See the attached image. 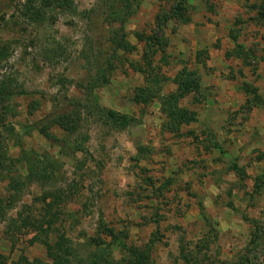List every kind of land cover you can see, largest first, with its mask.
Returning <instances> with one entry per match:
<instances>
[{
  "label": "rangeland",
  "instance_id": "obj_1",
  "mask_svg": "<svg viewBox=\"0 0 264 264\" xmlns=\"http://www.w3.org/2000/svg\"><path fill=\"white\" fill-rule=\"evenodd\" d=\"M173 1L140 0L124 26L138 47L128 53L112 42L121 24L109 16L124 14L119 0H75L76 11L58 9L38 23L19 16L25 0H0V45L9 55L0 79L11 78L13 88L0 125V144L15 160L0 179V254L8 263L23 255L50 261L46 247L31 242L35 233L14 222L21 211L40 219L44 204L36 197L46 191L61 196L56 226L87 262L104 256L108 247L98 243L110 242L106 227L128 248L147 251L153 264H186L184 256L190 264H240L253 221L264 231V106L256 107L246 91L252 85L264 98V22L252 9L264 0H189L192 22L170 20L160 29L157 16ZM137 33L167 43L154 56L160 73L173 79L188 67L200 76V92L181 102L198 113L183 136L163 129L158 100H134L146 82L132 66L145 65ZM238 43L252 55L250 64L227 55ZM175 88L168 81L162 91ZM97 104L134 117L135 125L111 129ZM70 111L80 121L78 136L56 124L53 137L40 132L54 114ZM84 135L88 152L73 153L72 142ZM139 145L145 158L136 160ZM24 154L53 162L50 178L26 182L27 164L16 162ZM233 163L246 170L244 179L230 170ZM12 177L22 181L19 188ZM107 252L110 264H128L132 256L117 246ZM254 255L264 263V246Z\"/></svg>",
  "mask_w": 264,
  "mask_h": 264
},
{
  "label": "trees",
  "instance_id": "obj_2",
  "mask_svg": "<svg viewBox=\"0 0 264 264\" xmlns=\"http://www.w3.org/2000/svg\"><path fill=\"white\" fill-rule=\"evenodd\" d=\"M188 1L189 0H174L172 6L168 10L157 16L158 27L160 29L163 28L170 20H176L181 24L191 23L192 15ZM74 2L75 0H25L23 4L22 2L19 3L17 6L19 9H17L18 11L20 10L21 13L19 16L25 17L30 23H38L47 20V13L55 12L58 9H61L62 11H76ZM119 3L122 4L121 11L124 12L123 16H121V12L118 10H115L109 16L111 20L119 21L121 24L120 30H115L114 32L112 42L117 49L123 52L133 53L138 51V47L128 40V33L124 26L139 10L140 0H119ZM252 9L257 11L256 18L259 21L264 22V2L253 4ZM137 36L140 41L145 42V52L142 57L145 65H136L132 63V66L136 71L146 74V82L144 86L137 88L134 100L139 104H148L149 102L158 99L161 104L162 113L165 116L163 129L166 132L179 135L183 125H188L197 120V112L180 106V101L191 93L200 92V76L197 70L188 67H183L173 79L163 75L153 64L154 56H156L158 52L165 50L167 43L162 37L155 34L146 36L137 33ZM232 38L236 41L238 36L234 34L232 35ZM227 55L229 57L235 56L239 59H243L248 62V64L250 63L247 60L252 58V55L247 54L244 45L239 43L237 44V48L229 51ZM8 56L6 46L4 47L0 45V64L7 60ZM168 81L173 82L176 85V89L168 94L162 95L161 91L164 83ZM246 91L252 95V102L256 107L264 106V98L258 92L257 88L252 85H247ZM12 96V79L9 77H2L0 79V125H5L7 122V110L10 109ZM97 106L98 112L100 111L99 113H104V124L111 129L123 130L135 121V118L128 114L120 113L113 109H104L98 104ZM75 113V111H70L62 114H54L52 117L53 119L39 129L40 132L47 138L53 137L50 128L52 125L56 124L62 128L69 137L78 136V133H80V121ZM88 139V135L82 136L81 139L76 138L71 145L72 152L75 154L78 152L87 153L88 150L85 144ZM144 150V148H141V151ZM11 160L12 162L15 161L10 159L6 149L0 144V179H3L8 174L10 168L7 166V161ZM20 161L27 164L28 175L25 176L26 182L32 183L34 180L41 181L46 178L48 179L51 176L50 174L54 172L55 164L51 161L49 163L44 162L27 154L18 158L16 162ZM40 163H43V165L41 168H38ZM82 165H80L79 168H81ZM230 170L242 179L247 175L246 170L243 167H240L237 163H233ZM11 180L14 189L19 188L22 184V181H17V177H12ZM262 184H264V182ZM257 188L260 189L261 185H257ZM53 194L54 193L52 192L46 191L41 197H36V199H39L44 204V213L41 215L40 219L30 215L23 216L22 211L18 214L17 219H14V222H16L15 226L18 230L28 229L35 233L31 242H40L43 244L46 247L50 261H30L28 257L23 255L17 260L8 263L3 255L0 254V264H110L112 260L108 258V255L106 256V253H108L107 249H110L113 246L129 250L132 253L128 264H153L149 262L150 255L147 251L139 252L138 249L128 248L127 245L123 243V240L119 239V234L114 233L113 229L107 227L104 231L106 232V236L110 237V242L105 243V240H101L100 243H98V246H102L100 244H105V247H108L102 248L101 253L104 254V256L100 257V259L90 257L88 262L85 261V259L82 258L74 248L72 241L65 233H61L56 226L59 220V214L54 211V209L55 205L61 201V196ZM2 203L3 200L0 199V204ZM3 204L2 206L0 205V212L4 209ZM101 222H103V220ZM253 224L254 231L252 232L251 240L242 255V262L240 264H256L259 258L256 255H254V257L251 256L264 246L263 228L259 226L260 223L256 220L253 221ZM53 234L56 235L54 241L51 240V235ZM184 259L186 264H190V260L186 256H184ZM117 264L122 263L118 262Z\"/></svg>",
  "mask_w": 264,
  "mask_h": 264
},
{
  "label": "crops",
  "instance_id": "obj_3",
  "mask_svg": "<svg viewBox=\"0 0 264 264\" xmlns=\"http://www.w3.org/2000/svg\"><path fill=\"white\" fill-rule=\"evenodd\" d=\"M244 47H245V45H244ZM245 50H246V52H247V54H249L250 55V53H249V50L247 49V47H245ZM171 82V81H170ZM173 83V82H172ZM176 86V85H175ZM176 89V88H175ZM170 92H172V91H170ZM169 92H167V93H163V91H161V94L163 95V94H168ZM197 93H191L190 95H188V96H186L185 98H187V97H189V96H191V95H196ZM185 98H183L181 101H180V106H182V107H186V106H183L182 104H181V102L185 99ZM158 100V99H157ZM159 101V100H158ZM159 103H160V101H159ZM186 108H189V107H186ZM190 109V108H189ZM191 110H193V109H191ZM116 111V110H115ZM160 111H161V114L164 116V114L162 113V110H161V104H160ZM195 111V110H194ZM197 116H198V113H197ZM134 118V117H133ZM164 121H165V116H164ZM164 121H163V123H164ZM136 122V119H135V121L130 125V126H128L126 129H128L129 127H131V126H133V125H135L134 123ZM197 121H195V122H192V123H190V124H188V125H183L182 126V129H181V132L179 133V135H177V134H174V133H170V134H174V135H177V136H183V135H185L184 134V131H183V129H184V127H189V126H191V124H193V123H196ZM126 129H123V130H119V131H124V130H126ZM144 145H139V147H138V151H139V149L141 150V148L143 147ZM140 154V151L137 153V157L135 158L136 160H141V159H143V158H145V156L144 155H139Z\"/></svg>",
  "mask_w": 264,
  "mask_h": 264
}]
</instances>
